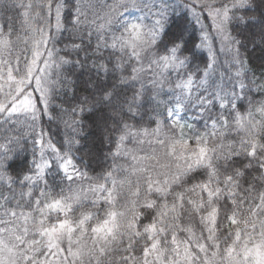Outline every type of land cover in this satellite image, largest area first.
Instances as JSON below:
<instances>
[{"label":"snow or ice","instance_id":"obj_1","mask_svg":"<svg viewBox=\"0 0 264 264\" xmlns=\"http://www.w3.org/2000/svg\"><path fill=\"white\" fill-rule=\"evenodd\" d=\"M249 46L264 0H0V264H264Z\"/></svg>","mask_w":264,"mask_h":264},{"label":"trees","instance_id":"obj_2","mask_svg":"<svg viewBox=\"0 0 264 264\" xmlns=\"http://www.w3.org/2000/svg\"><path fill=\"white\" fill-rule=\"evenodd\" d=\"M173 20V28H175L177 25L183 26L185 21L182 17L179 16H174L172 17ZM209 23V22H206ZM210 30V29H206ZM188 37H189V48H191L192 41H195L196 43H200V38L202 33L199 30V25L196 26V30L193 31L191 27H189V32H188ZM210 41L212 42L211 38ZM210 46L212 47L213 51L216 52L217 56L219 57V60L223 62L224 60L227 59V56L225 53L220 52V44L216 40L215 43H209ZM250 47V52L249 56L253 64L259 65L261 63H264V54L261 53L260 49L257 48L255 51H251V46ZM209 56V52L207 48L203 49H197V58L194 61V63L199 64L201 67H203V62L207 60ZM76 77H74L75 79ZM86 77L83 74H78V79H79V85L82 87L83 81ZM167 87V86H166ZM160 99H167L166 95H163L160 97ZM161 110H163V105H161ZM243 110V109H241ZM46 128H50L51 132L55 136V138H59L57 135V129L55 125H47L45 124ZM196 127L198 131H203V121L197 122ZM87 130V129H86ZM93 139L95 140V143L93 144L91 141L88 143V147L92 149V151L96 154V156L92 159H88L86 157V160H88L89 164V174H94L95 172H99L101 169V164L100 160L98 157H102L103 154H105L111 145L107 143V141H103L101 139L100 133L98 131L94 132L93 134ZM22 147L26 148V151H23L20 153L19 158L14 162V167L19 168L24 166V161L25 159L31 160L32 158V152H31V143H27L26 145H22ZM131 147V145H129ZM94 170V171H93ZM95 210V209H93ZM102 214V213H101Z\"/></svg>","mask_w":264,"mask_h":264},{"label":"rangeland","instance_id":"obj_3","mask_svg":"<svg viewBox=\"0 0 264 264\" xmlns=\"http://www.w3.org/2000/svg\"><path fill=\"white\" fill-rule=\"evenodd\" d=\"M210 23V22H209ZM209 33L211 32V29L210 30H207ZM211 38V37H210ZM218 41V40H217ZM219 42V41H218ZM209 43H212L210 40H209Z\"/></svg>","mask_w":264,"mask_h":264}]
</instances>
